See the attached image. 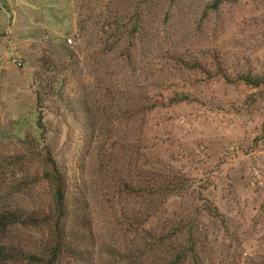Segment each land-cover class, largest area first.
I'll return each instance as SVG.
<instances>
[{
	"label": "rangeland",
	"instance_id": "rangeland-1",
	"mask_svg": "<svg viewBox=\"0 0 264 264\" xmlns=\"http://www.w3.org/2000/svg\"><path fill=\"white\" fill-rule=\"evenodd\" d=\"M88 1L0 0V213L54 217L41 177L46 151L65 175L67 213L57 227H0V251L48 261L57 248L55 264L150 257L151 238L109 213L114 180L96 164L97 130L107 127L113 139L152 148L140 161L155 155L183 179L146 229L198 227V264H264V86L236 81L264 76V0L214 10L213 0H111L109 13L100 8L108 0ZM110 15L136 22V38L108 30ZM42 57L64 86L59 99L41 92L39 104L33 74ZM175 93L189 100L174 103ZM162 238L165 248H186L187 237ZM0 264L39 263L3 256Z\"/></svg>",
	"mask_w": 264,
	"mask_h": 264
},
{
	"label": "trees",
	"instance_id": "trees-1",
	"mask_svg": "<svg viewBox=\"0 0 264 264\" xmlns=\"http://www.w3.org/2000/svg\"><path fill=\"white\" fill-rule=\"evenodd\" d=\"M89 1H92L94 3L93 7L95 6L96 8L101 4V0ZM112 1H106L100 7L101 10L107 13L111 12V10H108V7ZM169 1L172 3L176 2V0ZM229 1L234 2L236 0H213L212 4H210L211 9H217L220 4ZM143 2H148V0H142L141 3ZM124 16L126 15L124 14ZM110 17L111 19L105 20L104 23L107 22L105 25L112 33L116 34L119 32V36L124 35V37H119L120 40L122 38H131V40L136 38L139 30L136 22V24L134 23L132 25L133 27L129 28L126 24H120L118 19H113L112 15ZM96 18H99L97 14ZM102 20H104V16ZM109 20H112V22ZM119 39L117 40L118 42ZM36 63L38 65L37 71L33 74V86L36 88L35 95L37 103L40 104L42 102L41 92H45L51 97L59 99L61 94H63L61 93V88L64 86V81L58 77L59 71L56 69V66H54L51 59L45 57H42ZM185 66L187 65L185 64ZM190 66L193 69L202 68V65L197 63L191 64ZM220 76L225 81L232 82L228 77ZM236 81L254 87L264 86V76L250 77L249 75H240ZM174 96L172 99L174 103L187 102L189 100L182 93H175ZM97 133L99 135L96 139L99 146V156L96 163L99 167L98 170L100 171V167H103V171L106 169L104 174H108L109 178L114 180V198L110 201L109 213L114 215V219L118 218L119 225H126L125 228L134 233L133 235L151 238L146 239L149 243L148 251L150 252V257H132L127 255L126 260L129 261V264H198V259L194 254L196 243L193 238L201 237L198 227L193 225L185 226V224L181 228L165 226L164 232L162 227L158 232H156V229H146V226L154 221L152 219L156 216L155 214H158L157 211L165 205L168 197L182 186V177L155 155L147 158L143 162L140 161L138 158L139 152L148 150V152L154 154L152 148H147L132 139H113L115 131L111 130V128L105 127V129H98ZM111 148H114L116 152L109 157H105V149ZM43 159L46 162V169L43 171L41 177L47 182L51 192L54 217L43 212L38 214V212L33 211L5 210L0 213V227L7 228L12 225L38 226L50 222H54L57 227L60 221L66 218L65 175L52 158L50 151L45 152ZM107 167H109L108 171ZM139 201L143 203L142 211H139L140 206L136 205ZM132 204H134L133 208L131 207ZM179 230L183 232L178 233ZM162 237H187L186 248L181 251H178L172 245L165 248L166 239L164 240ZM56 251H58L57 248L49 250L52 256L48 261L35 254L24 251H13L11 255L10 253L0 251V257L8 256L11 260L29 263L55 264L56 258L53 255H56L54 253ZM119 251L117 250V253Z\"/></svg>",
	"mask_w": 264,
	"mask_h": 264
},
{
	"label": "built area",
	"instance_id": "built-area-1",
	"mask_svg": "<svg viewBox=\"0 0 264 264\" xmlns=\"http://www.w3.org/2000/svg\"><path fill=\"white\" fill-rule=\"evenodd\" d=\"M67 42L70 44L71 43V41L70 40H67Z\"/></svg>",
	"mask_w": 264,
	"mask_h": 264
}]
</instances>
